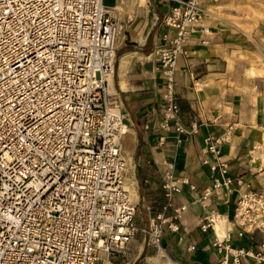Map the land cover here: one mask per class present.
<instances>
[{
	"label": "built area",
	"instance_id": "2783aa9c",
	"mask_svg": "<svg viewBox=\"0 0 264 264\" xmlns=\"http://www.w3.org/2000/svg\"><path fill=\"white\" fill-rule=\"evenodd\" d=\"M174 2L160 21L166 30L153 55L165 87L159 127L179 143L187 129L175 93L177 60L190 38L207 44L210 29L201 23L199 0ZM117 32L103 0H0V264H115L138 233L157 257L167 256L164 235L180 232L187 205L174 198L184 185L196 187L176 178L169 164L166 203L143 227L135 222L121 145L126 128L109 92ZM234 130L231 123L221 135H207L199 151L210 172L196 199L200 228L214 233L222 217L211 198L228 204L234 195L230 228L211 243L214 264H264V187L231 175L220 150ZM257 150L251 147V161L264 172ZM232 233L258 234L260 241L236 246Z\"/></svg>",
	"mask_w": 264,
	"mask_h": 264
},
{
	"label": "crops",
	"instance_id": "0c3cea01",
	"mask_svg": "<svg viewBox=\"0 0 264 264\" xmlns=\"http://www.w3.org/2000/svg\"><path fill=\"white\" fill-rule=\"evenodd\" d=\"M203 2L208 12L202 22L210 29L209 42L201 44L197 36L190 38L186 55L177 60L175 93L187 133L176 143L172 132L166 133L159 127L165 87L162 70L153 55L160 35L166 30L160 21L169 13L174 0H103L105 6L113 9L118 27L109 92L118 101L126 128L121 145L127 163L125 178L135 182L134 203L137 209L138 205L142 208L146 223L164 206L162 181L166 164L173 166L176 178H186L196 187L191 191L184 185L182 193L174 198L175 205L185 204L187 210L181 217L180 232L167 233L162 239L167 257L176 264H214L217 259L211 243L219 236L214 227V233L200 228L203 213L196 202L210 182V172L198 159L207 135H221L228 124H235L229 142L220 147L231 175L241 177L251 188H260L264 181V172L258 171L259 162L253 163L249 156L255 144L258 150L253 152L264 163L261 159L264 132L257 128L264 122V103L251 88L238 82L229 67L227 59L239 40L219 15V0ZM160 136L164 139L161 145ZM234 198L230 196L228 204L215 205L213 198L208 201L226 220L225 231L230 228L228 219ZM170 213L168 210L167 214ZM231 236V243L236 246H252L260 241L258 234L238 238L232 233ZM189 245H194V249L188 250ZM115 264L120 263L116 260ZM245 264L254 263L247 259Z\"/></svg>",
	"mask_w": 264,
	"mask_h": 264
},
{
	"label": "rangeland",
	"instance_id": "374dc122",
	"mask_svg": "<svg viewBox=\"0 0 264 264\" xmlns=\"http://www.w3.org/2000/svg\"><path fill=\"white\" fill-rule=\"evenodd\" d=\"M199 4L202 9L200 20L203 24V18L208 11L203 0H199ZM218 4L222 9H219V15L228 22L232 33L239 40L232 47L234 51L231 53V57L227 59L229 67L238 82L251 88L253 94L264 103V0H219ZM257 128L264 132V122H261ZM256 146L259 147L258 144ZM261 159L264 160V157ZM125 184L126 187H129L127 179ZM261 187H264V181H262ZM127 189L130 193V187ZM135 222L139 227L146 224L140 205L136 211ZM128 248L130 250L125 252L124 258H119L120 264H148L149 258L163 260L159 264H166L163 259L164 255L157 257L155 252L147 246V241L141 233L136 235Z\"/></svg>",
	"mask_w": 264,
	"mask_h": 264
},
{
	"label": "bare ground",
	"instance_id": "6f19581e",
	"mask_svg": "<svg viewBox=\"0 0 264 264\" xmlns=\"http://www.w3.org/2000/svg\"><path fill=\"white\" fill-rule=\"evenodd\" d=\"M111 79L112 77L110 76L109 79V84L111 86ZM112 87V86H111ZM129 187H130V194H131V198L132 200L135 202V190H134V181L133 180H129L127 179ZM127 187V188H129ZM225 228H226V220L223 217H219L218 219H216L215 224H214V229L216 231V233L218 234L219 237L223 236L225 233ZM131 246V245H130ZM165 259L166 264H173L172 261L170 260V258H168L167 256H163ZM163 260H156L155 258H149V263L148 264H159L161 263Z\"/></svg>",
	"mask_w": 264,
	"mask_h": 264
}]
</instances>
